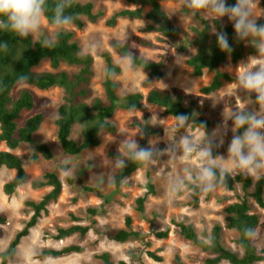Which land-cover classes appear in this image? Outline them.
<instances>
[{
  "label": "rangeland",
  "instance_id": "obj_1",
  "mask_svg": "<svg viewBox=\"0 0 264 264\" xmlns=\"http://www.w3.org/2000/svg\"><path fill=\"white\" fill-rule=\"evenodd\" d=\"M82 1H91L94 5V12H101L102 16L94 23L86 22L81 30L71 26L66 31H73L74 40L81 50L91 45L96 46L95 50L90 53L93 57V75L90 87L94 96L104 97L102 82L105 64L101 57L102 52H110L116 64L121 58L109 46L110 41L115 40L130 43L133 49L147 60L159 61L163 59L161 78L148 79V72L141 68L135 73L125 74L121 71L114 79L117 85V94L120 97L134 92H141L146 95L148 90L152 88L165 91L181 90L187 96L188 102L195 99L204 105L208 118H213L216 113L220 114L213 129L222 122L223 108L229 110L237 107L257 106L254 96L250 98L247 93L236 90L239 73L236 66L241 60L235 64L228 60L219 67L221 72L232 77L231 81H224L221 89L212 95L204 96L200 93V89L211 82L214 74L206 71L201 77H193L186 60L195 53L196 49L193 44L195 37L193 28H201L197 15L208 20L214 18L206 12L194 11L185 7L183 0H164L161 3L163 10L173 24L180 29L177 38L169 39L156 33L142 32L141 30L147 24L144 18L139 20L123 18L119 19L113 27L106 26L105 21L114 12L121 9L142 8L146 13L149 10L147 0H137L136 5L128 3L127 0ZM259 7L261 9H257V15L264 14V4L260 2ZM260 20L264 21V16ZM220 22L231 24L227 17ZM42 31L44 36L50 38L57 34L52 25L47 22ZM44 36H32V38L40 40ZM133 36H140L151 41L154 48L142 47L133 43L131 41ZM246 47L247 49L252 48L247 45ZM249 55L252 54L246 53L242 60H245ZM61 69L72 72L76 68L63 65ZM47 70H49L47 61L42 62L35 69L36 72ZM19 90H28L32 94L34 106L32 110L22 112L18 124L22 126L28 117L36 113H43L44 121L40 130L33 136L31 143L20 144L17 149L11 151L21 159L27 174V182L19 187L13 195H5L3 185L15 176V171L6 167L0 168V214L7 219L6 224L2 226L3 235L0 238V252L8 246L15 233L23 227L32 215V211L24 205V202H38L50 191L49 187L38 190L32 189L30 183L33 180H40L45 172H55L62 182V193L56 202L48 205L46 213H42L36 226L30 230L29 235L21 240L17 254L9 261V264H22L19 253H25L31 249H35L37 253L33 259L43 264L45 258L50 256H41L42 250H58L68 245L82 246L83 252L54 258L55 264H102L95 256L103 252H108L111 255L113 264H171L175 255H178L185 264H203L205 258L213 257L212 254L203 253L189 241L183 239L178 228L172 224L173 221L191 225L196 233L204 239L208 238L212 226L218 223L222 226L224 247L241 255V249L236 244V233L224 226V208L236 202L237 198L242 195L239 185L234 191H227L222 186H218L214 191L207 193L199 189L198 204L193 207L189 205L191 191H182L175 195L169 192L168 177L176 175L184 167L179 160L169 157L162 158L154 166L142 167L128 177L123 184L111 185L107 181L109 162L114 160L108 156L109 152L117 153L118 145L124 139H137L139 143V139L142 137L141 130L133 126L135 121L143 122V118L146 116L151 125L149 118L152 114H157L160 119H164L163 125L152 127L158 133L147 138V144L150 138L153 142L159 138L158 146L163 148L165 147L164 127L168 129L166 138H178L186 131V129L175 130L174 117L166 115L159 107L147 104H145L143 111L117 110L111 119L116 126L114 133L104 132L100 134L98 147L86 150L77 156H69L64 154L60 148L54 125L58 115L57 108L62 102V90L54 87L41 91L32 86L21 84L11 90V97L15 98ZM213 97L218 98L221 102L215 108L212 107V101L209 99ZM187 131L195 134L198 129L192 125ZM231 135L232 133L229 131L225 144L221 148L224 150V155L227 154ZM71 137L77 142L80 141L81 133L78 125L73 126ZM40 143L48 145L53 154L52 159L46 160L38 155L37 160H32L33 155L36 154V145ZM2 150H8L4 143L0 144V151ZM65 160L70 161L68 167L74 166L76 169L75 178L69 177L73 180V184H68L66 182L67 177L61 173V168L65 166ZM93 164L96 167L93 168ZM237 173L239 171H235L231 175ZM148 183L153 186V193L148 195L145 211L141 216L135 211V200L146 194ZM83 186L95 188L96 191H85ZM249 203L252 212L259 217V226L255 230L257 236L253 242L259 254L264 258V209L259 208L251 198ZM89 209H94L96 213L90 214ZM126 216L131 217L133 229L142 234V241L130 240L118 243L112 239L117 231L124 228ZM74 218L77 221H74ZM71 225L87 226L89 231L84 236L75 234L60 241L52 238V234L56 233L58 227ZM160 231H168L165 239L155 237V232ZM147 251L155 252L162 257V261L155 262L149 259L146 255ZM219 264L229 263L222 261ZM256 264H264V259Z\"/></svg>",
  "mask_w": 264,
  "mask_h": 264
},
{
  "label": "trees",
  "instance_id": "obj_2",
  "mask_svg": "<svg viewBox=\"0 0 264 264\" xmlns=\"http://www.w3.org/2000/svg\"><path fill=\"white\" fill-rule=\"evenodd\" d=\"M164 0H147L149 10L144 13L142 8L121 9L114 12L109 19L105 21L106 26L113 27L119 19L139 20L144 18L147 24L141 30L142 32L156 33L162 37L174 39L180 34V29L176 27L167 13L162 8ZM56 0H47L49 11L47 12L48 21L52 16L51 8ZM128 3L136 5L137 0H127ZM264 4V0H260ZM229 4H234L235 0H228ZM65 14L75 17L72 25L77 30L84 28L86 22L94 23L102 13L94 12V5L91 1L83 2L82 0H73L70 8L66 9ZM201 24V28H193L195 37L193 44L195 45V53L186 60L187 66L190 68L193 77H201L204 72L213 73L211 82L200 89V93L204 96L216 93L223 86L224 81H231L232 77L219 70V67L228 60L231 63H237L242 60L246 53L255 54L253 48L246 47L243 42H237L232 24H222L217 18L211 20L205 19L197 15ZM258 23H264L258 20ZM214 27L227 33L229 42L233 48L231 55L222 52L216 43V36L212 34ZM57 43L54 47H44L41 40H34L32 36L21 38L12 32L0 30V42H7L9 51L4 53L0 51V144L4 143L8 150L0 151V168L14 170L15 176L3 185L5 195H13L16 190L27 182V174L23 168L21 159L11 151L17 149L20 144L31 143L33 136L37 133L44 121L43 113H36L28 117L24 124L20 126L18 120L23 111L33 109V96L28 90H19L16 97L12 98L10 93L21 84L32 86L38 90L45 91L51 88H60L63 92L62 102L57 108V117L54 121L56 128V139L64 154L69 156H77L82 152L98 147L100 145V134L114 133L115 124L111 121L117 110L125 111H143L145 104L159 107L163 112L171 117L178 114H193V121L199 124L205 122L207 129L211 132L216 125L220 114L216 113L213 118H208L205 113L204 105L192 99L187 101L184 92L178 89L165 91L159 88L148 90L146 95L141 92L128 93L118 96L117 85L114 79L103 76L102 88L104 97H96L90 87L93 75V57L90 54H83L80 46L74 40L73 31H60L55 35ZM131 41L139 46L154 48V44L140 36H133ZM111 49L119 56L133 52L135 55V64L148 72V79L153 77H162L163 59L159 61H151L137 53L128 42H119L111 40L109 43ZM101 57L105 64V69H113L117 74L121 73V68L114 63L110 52L104 51ZM47 61L49 70L36 72L35 69L42 62ZM66 65L75 67L72 72L61 69ZM26 77V80H21ZM74 125L80 127L81 139L79 142L71 137ZM192 125L196 126L195 123ZM133 126L139 128L145 135L139 139L141 146H147V138L156 135L157 130L151 127L146 116L143 122L135 121ZM219 152L224 154L223 149ZM118 153L109 152L108 156L115 159ZM38 155L46 160L53 157L52 151L45 143L36 145V154L32 160L35 161ZM65 167V166H64ZM142 165L128 161L125 169H117L116 184H120V180L124 177H130ZM68 184H73V180L66 178ZM81 183V181L79 180ZM239 185L242 195L237 201L227 205L224 208V226L228 230L236 233V244L241 249V255H238L225 248L222 243V226L218 223L211 228L207 239L199 236L191 225L183 222H175L174 224L179 231L180 236L189 241L193 246L200 249L203 253L212 254L213 257L205 258L203 264H219L225 261L229 264H256L264 258L257 251L253 239H248L244 235L246 228L254 231L259 226V217L253 213L249 203L251 198L254 203L261 209H264V178L254 180L239 172L236 175H228L222 186L227 191H234ZM32 189H41L49 187L50 191L46 193L38 202L25 201L24 205L32 211L30 218L24 223L23 227L15 233L8 246L0 252V264H9L18 250L21 240L27 237L30 230L36 226L42 213H46L50 203L57 201L62 193V182L55 172H45L40 180H33L30 183ZM85 191L95 192L96 189L83 186ZM148 191L145 195L135 200V211L143 216L145 211V202L149 194L153 193V186L147 184ZM191 191V201L189 205L196 207L198 204L199 188L188 189ZM94 215V209L88 210ZM77 221L76 218L73 219ZM7 219L0 214V238L3 235L2 226L5 225ZM89 231V227L81 225H71L68 227H58L56 233L52 234V238L56 241L66 239L70 236L78 234L84 236ZM168 231L155 232V237L165 239ZM118 243H124L130 240H143L140 232L135 231L132 227V219L126 216L124 228L117 231L113 237ZM209 240L210 243H205ZM83 247L78 245L64 246L58 250L44 249L41 256H50L59 258L73 253H82ZM146 255L155 262H161L162 257L155 252L147 251ZM95 258L102 264H113L111 255L103 252L96 255ZM122 264V263H120ZM171 264H185L178 255H175Z\"/></svg>",
  "mask_w": 264,
  "mask_h": 264
},
{
  "label": "clouds",
  "instance_id": "obj_3",
  "mask_svg": "<svg viewBox=\"0 0 264 264\" xmlns=\"http://www.w3.org/2000/svg\"><path fill=\"white\" fill-rule=\"evenodd\" d=\"M72 4L73 0H56L51 8L53 14L50 23L57 34L74 24L75 17L65 14ZM183 4L191 10L206 12L219 21L227 17L233 25L236 41L254 49V55H249L236 66L239 69L236 90L247 93L250 98L254 96L257 106L229 110L223 108L222 122L211 132L205 122L198 124L196 120L193 121V114L191 117L183 113L175 115V130L186 131L178 138H166L168 129L164 127L163 148L158 146L159 138L155 142L150 138L147 146H141L137 139H124L118 145L115 159L109 162L107 181L111 185L117 182L116 170L127 168L128 161L149 167L158 164L164 157L175 158L184 165L179 173L168 177L169 192L172 195L187 191L190 186L205 193L214 191L235 171L254 180L264 178V23H258L264 14L257 15V9H261L260 0H235L234 4H229L228 0H183ZM48 11L47 0H0V30L15 33L21 38L44 36L42 29L49 19L46 15ZM212 34L216 36L218 48L230 56L233 48L227 33L214 27ZM56 43L55 37L44 36L41 40L44 47H54ZM95 47L91 45L82 52L90 54ZM0 51H9L6 41L0 42ZM118 64L125 74L140 71L135 64L133 52L123 55ZM104 75L106 78L115 79L118 74L113 69H105ZM26 79L21 77V80ZM185 91L188 92L186 89ZM209 99L213 108L221 103L218 98ZM149 120L151 127H155L163 125L164 119L152 114ZM193 123L198 129L195 134L187 131ZM229 131L232 135L227 154L224 155L219 149L224 146ZM69 163V160L64 161L65 167L61 168V173L65 177L75 178L76 169L74 166L68 167ZM92 167H96L95 164ZM126 180L127 177H124L120 183L123 184ZM244 235L248 239H255L257 233L246 228ZM205 243L210 241L205 240ZM36 254L35 249L19 253L22 264H41L33 259ZM43 264H55V260L47 257Z\"/></svg>",
  "mask_w": 264,
  "mask_h": 264
}]
</instances>
